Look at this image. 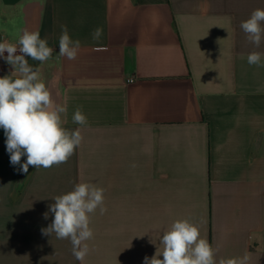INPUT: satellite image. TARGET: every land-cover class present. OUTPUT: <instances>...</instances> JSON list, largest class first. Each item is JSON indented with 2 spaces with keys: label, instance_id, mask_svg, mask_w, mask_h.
<instances>
[{
  "label": "crops",
  "instance_id": "1",
  "mask_svg": "<svg viewBox=\"0 0 264 264\" xmlns=\"http://www.w3.org/2000/svg\"><path fill=\"white\" fill-rule=\"evenodd\" d=\"M256 9L264 0H0V42L47 39L49 60L26 59L83 136L66 163L23 173L0 128V264H81L70 240L41 232L77 183L103 188L107 208L90 214L83 264H144L184 219L217 264L245 252L264 264V41L240 27ZM62 25L80 41L75 60L59 56ZM13 71L0 58V77Z\"/></svg>",
  "mask_w": 264,
  "mask_h": 264
},
{
  "label": "clouds",
  "instance_id": "2",
  "mask_svg": "<svg viewBox=\"0 0 264 264\" xmlns=\"http://www.w3.org/2000/svg\"><path fill=\"white\" fill-rule=\"evenodd\" d=\"M240 27L247 40L258 48L264 41V10H254ZM61 28L59 56L75 60L80 41L71 39L66 26ZM102 34L103 29L97 27L92 38L99 40ZM53 51L38 31L24 30L16 44L0 42V58L13 67L11 75L19 74L14 80L10 76L0 77V128L6 136L11 165H19L23 173L28 172L29 166L48 169L66 163L83 141L79 129L69 131L63 127L62 114L66 108L53 101L41 79L40 69H34L26 59L31 57L43 63L51 58ZM261 58L260 52H251L247 63L260 66ZM72 120L81 126L87 124L81 107L76 108ZM22 157H26L23 163ZM104 191L90 183H77L71 191L53 199L49 212L54 218L47 228L41 229L45 236L54 233L57 239L70 240L72 254L81 264L90 251L85 242L94 235L89 226L90 214L97 208L101 215L107 212ZM44 218H48V212ZM161 243L164 250L159 257L162 259L156 252L151 259L145 257L144 264H217L218 249L201 238L199 228L187 219L175 221L162 235ZM249 260L250 254L245 252L243 257L221 258L218 264H249Z\"/></svg>",
  "mask_w": 264,
  "mask_h": 264
}]
</instances>
